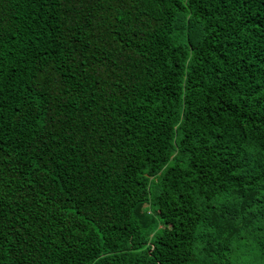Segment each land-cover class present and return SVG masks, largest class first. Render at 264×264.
I'll return each instance as SVG.
<instances>
[{
	"label": "trees",
	"instance_id": "obj_1",
	"mask_svg": "<svg viewBox=\"0 0 264 264\" xmlns=\"http://www.w3.org/2000/svg\"><path fill=\"white\" fill-rule=\"evenodd\" d=\"M0 264H264V0H0Z\"/></svg>",
	"mask_w": 264,
	"mask_h": 264
}]
</instances>
